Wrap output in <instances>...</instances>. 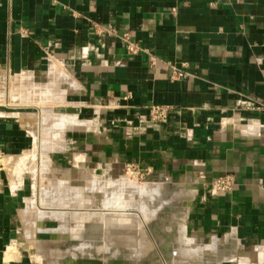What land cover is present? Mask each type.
Here are the masks:
<instances>
[{"label":"crops","instance_id":"0c3cea01","mask_svg":"<svg viewBox=\"0 0 264 264\" xmlns=\"http://www.w3.org/2000/svg\"><path fill=\"white\" fill-rule=\"evenodd\" d=\"M33 89L48 146L70 127L90 159L184 179L186 234L216 239L202 260L264 264V0H0L3 156L35 142ZM64 116L72 127L54 130ZM222 176L232 188L214 192ZM25 209L0 176V264H32L18 249Z\"/></svg>","mask_w":264,"mask_h":264},{"label":"rangeland","instance_id":"374dc122","mask_svg":"<svg viewBox=\"0 0 264 264\" xmlns=\"http://www.w3.org/2000/svg\"><path fill=\"white\" fill-rule=\"evenodd\" d=\"M27 86H28V84H27ZM22 93H24V92H22ZM40 95H41L40 91L33 89V99L31 100V102H30V100H28V102H27V105H29V107H27V110L34 111L35 115H36V116L32 117V119L34 121V126H33L32 130H33V135H34V140H35L33 146L30 147L29 150L25 151L23 154H20V155L14 156V157L2 156L1 163L3 166L0 170L1 171L0 176L2 178H6L7 180H9V182H11V185L14 186V189L18 192L20 209H23V208L24 209L25 208L30 209L31 207L34 208V212H32L33 211L32 210L31 211L32 213L30 215L27 214L24 217H22L23 220L20 216V225L18 226V231L20 233V242L18 244L19 245L18 246L19 252H20V254L27 256L31 260L32 264H56V263L52 262L46 256H43V254L45 253L44 250L42 252L40 250V253H43L42 255L39 254V251H37V249L35 250L34 246L31 245L30 240H33L37 244L40 243L39 245L44 246V247L46 245L48 247V249L50 248V250L51 249L56 250V248H57L59 250V252H62V253L64 251H69L68 249H73V248L79 247V246L86 247V248H84V250L81 251L84 255H86V257H82L83 258L82 260L83 261H89L91 264H102L103 261L101 260V258L99 256H96V258H95V256L93 257V255L89 254V253H91V250L94 247V244L92 243V241L93 240L97 241V239H94V238L91 239V238L86 237L89 234L87 230L89 228L88 223H90L91 220L89 221V219L88 220L85 219L83 221L84 226H81V225H78L79 220L71 219L68 216L67 217L68 221H66V224H67L66 228L68 229V231H67V233L65 232L66 233V234H64L65 237H63L64 235L55 234V233H51V232H43V231H36V232L33 231V236H32L30 234L32 231L30 229V227H32V225L30 226V224L33 223L32 221L34 220L37 227H40V228L47 227V228H52V229L54 228L55 229L56 227H58V225H59L58 221L56 219L50 217V213L58 210L57 207H51L56 203V201H57V203H58V201H61V205H59L60 207L58 206V208H60V209H63V210L64 209L65 210L72 209V210H76L77 212L78 211H81V212L85 211L86 213L87 212L91 213V212H95V211H99V210L102 211L103 209L107 210L108 204H110L111 206H113V208L109 205L110 208L107 210V212H109L108 217L112 218L113 215H114V217L115 216L120 217L121 213H124V209L128 207V206L125 207V205H124L123 206L124 209L122 210V208H121L122 202L124 201V202L128 203L130 200L134 201L135 199L138 198V197L134 196V194H132L131 191H129L127 189V190L123 191L124 193L122 192L123 194H121L122 197L120 198V201H121L120 207H118L119 204L118 205L116 204L117 205V207H116L115 204L112 205V203H107L108 199L112 200L111 194L114 192V189H115V192L117 190L116 184H113V183H116L117 181H119L122 178H123V180L125 179V180H129V181L136 180L134 182H138V183L145 182V183H159V184H161L163 186V189H161V191H160L161 193L159 192L160 195L158 194L156 197H158V199L161 202L163 200H165V201L167 200L165 203H167L169 200H171L169 202L170 206L173 207V209L176 212H181V211H183V209H185L186 210L185 213L187 215V210L189 208V203L191 202L192 194L188 193L189 197L186 198L185 200L184 199L182 200V198L177 196V195L176 196L173 195L174 197L168 195V194H170L171 190H175V189H177V187H182L183 189H189L190 190L189 186H191V185L187 182L185 184L184 179H180V178L178 179V178H175L171 175L158 173V172H156V170H152V169L151 170L149 169V171H147L146 169H141L136 164H131V163H126V164L117 163L116 164L115 162L111 163L110 161L105 162L103 159H101L99 161H96L95 159H90L88 157L89 154L85 150H83V147H80V148L74 147V146H71L69 144V142H67V140H68L67 135L69 134L70 127H67V128H69L68 131H67V129H64L65 131L63 130V132L60 134V136H57L56 138H54L52 135H50V138L53 137V138H51V142H53V143H51V145L49 147L50 149L47 150L46 153L42 152L44 163H43V165H41L42 161H40L41 158H40V154H39V150H41V148H40V146H38V144H39V141L41 140L44 132H43V128L39 122V113H38L40 111L41 105L43 104V102L41 101L42 98H40ZM22 103H24V102L22 101ZM37 103L38 104L40 103V105H38ZM17 104H21V100H18ZM47 104H49V103H47ZM20 110H23V107L20 108ZM49 126H50V124H49ZM72 129H74V128H72ZM68 138H69V135H68ZM43 166L47 169L45 170L46 172H44V175L41 176L40 171L42 169H44ZM97 168H98V170L104 171L103 174L105 175V178H107V179H105L106 182L107 181L113 182L112 184H109L111 186H107L108 184L105 185L104 184L105 181H104L102 183L98 182L99 184L98 183L95 184L96 188L94 186H91V185H90L91 187H88V186H86L84 179L79 178L80 175L86 174L87 170H90V171L93 170V172H94V170H96ZM56 180L57 181L61 180L64 183L63 186H60V188L58 190V194H60L61 197L59 198L60 195H58L56 193L53 196L52 195L49 196V198L51 197L50 199L48 198L49 201L45 200L46 202L45 201L43 203L40 202V194L41 193L39 192V186L40 185H42L43 187L47 186L51 190L52 185L55 184ZM50 185H51V187H50ZM113 185H115V186H113ZM86 187L89 188L88 191H87ZM92 187H93V189H92ZM71 188L74 190H72ZM84 188L86 190H84ZM66 189H68V191ZM77 189H79L80 192ZM82 189H83V191H82ZM94 189L96 190V192ZM97 189H99V190H97ZM111 189H112V192H111ZM167 190H168V192H167ZM59 191H60V193H59ZM73 191H76L75 193H77V191L80 193L77 196V198L78 197H79L78 199L82 198L81 199V200H83L82 202H80L81 200L78 201L76 199V195H72V194H74ZM64 192L66 193V195L64 194ZM101 192L102 193L105 192L106 195L104 194L105 196H103V194ZM82 193L85 194L86 196H84ZM67 194L68 195L70 194L69 197L71 199L68 198ZM80 195H82V197ZM88 195H89V197H87ZM72 196H74V197H72ZM146 196L148 197V195H146ZM57 198H58V200H57ZM64 198L66 201L68 198V201L65 202ZM122 198L125 200H123ZM72 199H74V200L76 199V201L74 202V200H73V202H72ZM105 199H107V200H105ZM128 199H129V201H128ZM84 201H86V202H84ZM105 202L107 203V205ZM72 203H74L75 205H72ZM184 203H186V205ZM114 206H115V208H114ZM153 206H156V204H153V205L152 204L151 205L146 204V207H144V212L147 213V211H149V208H151ZM185 206H187V207H185ZM130 207H128V209H125V211H127V214H128V212H130V214L132 216L133 215L137 216V218L139 220H143V217H144V215H143L144 212L142 210L143 208L141 210L139 209L141 211V213L139 212L140 214H137V213H135V211H137V209L134 210L135 209L134 206H133L134 208L132 207V209ZM52 208H53V211H51ZM118 208H119V210H118ZM116 211H117V213H116ZM119 211H120V213H119V215H117ZM37 212L39 214H41V216L43 215L44 217H38L39 215ZM111 212H112V214H110ZM99 213L101 214V212H99ZM113 213H115V214H113ZM127 214L125 212L124 214H122V217L124 215L126 216ZM186 215H184L183 222L185 221ZM141 217H142V219H140ZM135 221L136 220H134V222ZM25 225H27V226H25ZM76 225H78V226H76ZM25 227H27V228H25ZM32 229H33V227H32ZM100 231H102V230H100ZM177 231H178L177 229H171V230L167 231L166 236H164V239L168 238L169 234H172V236L176 235L178 233ZM28 232H29V235H28ZM157 234H158L157 232L154 233V237H158ZM146 235L148 236V238L151 237L150 239H152V233L149 230H146ZM186 235L188 238H193L191 236V234H186ZM200 242L204 243L202 241H200ZM162 244H161V246H167L170 249V251L172 252L170 254L168 252H165V256L169 255L168 259L169 258L171 259L175 254L172 251L174 245L172 243L170 244V240L164 242L163 245ZM204 244H207V243H204ZM10 249L15 250V248L12 246H10ZM154 252H155L154 253L155 258L153 259V262L156 264L164 262V253H162L160 246L155 245L154 246ZM237 259H239V258H237ZM237 259H235V261H231V262L226 261V262H223L221 264H236L238 261ZM104 260H105L106 264H108V261H106L107 259H104ZM118 260L120 261L121 258H119ZM119 261L114 263V264H121V263H119ZM57 263H59V262H57ZM60 263H62V261Z\"/></svg>","mask_w":264,"mask_h":264},{"label":"bare ground","instance_id":"6f19581e","mask_svg":"<svg viewBox=\"0 0 264 264\" xmlns=\"http://www.w3.org/2000/svg\"><path fill=\"white\" fill-rule=\"evenodd\" d=\"M56 120L57 121H55V123L53 122V124L51 126V127L54 126V130L57 128L61 129V128L69 126V125H71V127H72V125L74 124L73 117H69V116L68 117L64 116L61 118L59 117ZM77 122H79V121H77ZM56 132H57V130H56ZM43 141H42V138L39 141V146L41 148V150H39V154H40V158H41L40 161H42L41 165H43V163H44L42 155H43V153H46V151L48 150L47 148L50 147L45 143L47 141H45V142H43ZM43 168L44 169H42L40 171L41 176L44 175V172H46L45 170L47 169L44 166H43ZM103 172L104 171H102V170H98V168L96 170H94V172H93V170L92 171L87 170L86 174L80 175L79 178L84 179L86 186H88V187L94 186L95 187V184H97L98 182L102 183L105 181V179H107V178H105V175L103 174ZM134 181H136V180H134ZM134 181H132V180L129 181V180H125V179L123 180V178L120 179L119 181H117L116 183H113L110 181L109 182L105 181V183H104L105 185L108 184L107 186H111L109 184L113 183V184H116V187H117L116 192L114 189V192L111 194L112 200H109V199L108 200L105 199V200H107V203H112V205L115 204L116 207L119 204L118 207H120L121 206L120 205V202H121L120 198L122 197L121 194L124 193L123 191L128 189L129 191H131L132 194H134V196H136L138 198L137 199L134 198L135 199L134 201H131V200L129 201V199H128V201H129L128 203L123 201L122 206H121L122 210L124 209L123 208L124 205H125V207L131 206L130 207L131 209L134 206L135 207L134 210L137 209V211H135V213L140 214L141 213L140 210L142 208H143L142 210L144 212V207H146V204H148V205L156 204V206L149 208V211H147V213L142 212L144 215V217L141 215L143 217V220H139L137 218V216H134V215L132 216L130 214V212H128V214H127V211H125V209H128V207L124 209V213L126 212V214H127L126 216L124 215L122 217V214H124V213H121L120 217H116V216L114 217V215H113V217L110 218V217H108L109 212H107V210L110 208L109 207L110 204H108L107 210L103 209L102 211L99 210V211H95V212H91V213L90 212L86 213L85 211H82V212L78 211L77 212L76 210H72V209H70V210L60 209V208H58V206L61 205V201H58V203L56 201V203L51 207H57L58 210L53 211V208H52L51 211H53V212L50 213V217H52L58 221V224H59L58 227H56L55 229L54 228L52 229V228H47V227L41 226L42 228H40V227H37L35 221L33 220L32 221L33 223L30 224V226L32 225V227H33V229H32V227H30V229L32 230L30 234L33 236V231L34 232L43 231V232H51V233H55V234L64 235L68 231V229L66 228V226H67L66 221H68L67 217L69 216L71 219L79 220L78 225H81V226H84L83 221L85 219H87V220L89 219V221L90 220L92 221V222L90 221V223H88L89 228L87 231L89 234L86 237L91 238V239H93V238L97 239V241L96 240L92 241V243L94 244V247L91 250V253H89V254L93 255V257L95 256V258H96V256H99L101 258V260L103 261L102 264H106L104 259H107L106 261H108V264H114V263L119 261L118 260L119 258H121V260L119 261V263H121V264H156L153 262V259L155 258L154 246L155 245L161 246L162 243L164 244V242L169 241V240H170V244L172 243L174 245L172 251L175 254L171 259L169 258L168 262H162V263H157V264H212V260L217 261V257H216L217 253L215 255L213 254V256H214L213 259L207 258L208 262H206V263L204 262V260H202V258H203L202 256L204 255V250H213V248L215 246L214 244H215L216 239L213 238L214 240L211 243L204 244V243H201L200 241H198L194 238H188L186 235L185 225L183 222L184 215H186V213H185L186 210L183 209V211H181V212H176L173 209V207L170 206L169 202L171 200L168 199L169 201L167 203H165L167 200L166 201L163 200L161 202L158 199V197H156L159 194V192L161 191V189H163V186L161 184H159V183H145V182L138 183V182H134ZM63 184H64L63 181H61V180L57 181L56 180L55 184L52 185L51 190L47 186L43 187L42 185H40L39 186V192L41 193L40 194V202L43 203L45 200H48L49 196H51V195L53 196L56 193L58 194V190H59L60 186H63ZM113 186H115V185H113ZM50 187H51V185H50ZM88 187H86L87 191L89 189ZM68 189H66V190L68 191ZM92 189H93V187H92ZM72 190H74V189H72ZM77 190L79 191V189H77ZM84 190H86V189L84 188ZM97 190H99V189H97ZM78 191H77V193H75L76 191H73L74 194H72V195H76V199L79 201L82 198L81 199H78L79 197L77 198V196L80 194L79 193L80 191L79 192ZM82 191H83V189H82ZM65 192H64V194L66 195ZM95 192H96V190H95ZM111 192H112V189H111ZM167 192H168V190H167ZM189 192L190 191L183 189L182 187H177V189L171 190L170 194H168V195H170V196H173V195L176 196L177 195V196L181 197L182 200L183 199L185 200L188 197L187 193H189ZM59 193H60V191H59ZM102 194H103V196L106 195L105 192H103ZM58 195H60V194H58ZM83 195L86 196L85 194H83ZM146 195H148V197ZM67 196H68V198H70L69 197L70 194L69 195L67 194ZM80 196L82 197V195H80ZM60 197H61V195L59 196V198ZM72 197H74V196H72ZM87 197H89V195ZM68 198H67V201H68ZM76 199L75 200L72 199V202H73V200L75 202ZM57 200H58V198H57ZM64 200H65V198H64ZM123 200H125V199H123ZM67 201L65 200V202H67ZM82 201L83 200H81L80 202H82ZM84 202H86V201H84ZM107 203H106V205H107ZM184 204L186 205V203H184ZM72 205H75V204L72 203ZM115 206H114V208H115ZM111 207L113 208V206H111ZM185 207H187V206H185ZM118 210H119V208H118ZM31 211L34 212L33 207H31L30 209L26 208L25 210H21L20 213H21V216L24 217L27 214L30 215L32 213ZM99 212H101V214ZM116 213H117V211H116ZM119 213H120V211L118 212L117 215H119ZM110 214H112V212ZM113 214H115V213H113ZM38 215H39L38 217H44L43 215L41 216V214H39V213H38ZM142 217L140 219H142ZM134 220H136V221L134 222ZM78 225H76V226H78ZM25 226H27V225H25ZM25 228H27V227H25ZM171 229H177L178 233L176 235H173V236H172V234H169V237L164 239V236H166V232L171 230ZM100 230H102V231H100ZM146 230H149L152 233V239H150L151 237L148 238V236H147L148 234L146 235ZM156 232L159 234V235L157 234L158 237H154V233H156ZM28 235H29V232H28ZM63 237H65V235ZM226 238H227V236H226ZM30 243L32 246H34L35 250L37 249V251H39V254L42 255L43 253H40V250H41V252L44 250L45 253L43 254V256H46L52 262H55V263L59 262L60 263L62 261V263H66V264H70L72 262L90 263L89 261H83L82 260L83 259L82 257H86V255H84L81 251L84 250V248H86V247L79 246V247H75L73 249H68L69 251H64L62 253V252H59V250L57 248H56V250H54V249L50 250V248L48 249V247L46 245H45V247L41 246V245H39L40 243L37 244L33 240H30ZM8 249H10V247ZM13 252H15V250L8 252V255H11ZM224 252L225 251H223V254H224ZM169 253H172V252L170 251ZM237 260H240V259H237ZM245 260H244V262H242V260H240L239 261V262H241L240 264H246ZM263 260H261V261H263ZM259 262H260V260H259ZM215 263H217V262H215ZM257 264H258V262H257Z\"/></svg>","mask_w":264,"mask_h":264},{"label":"built area","instance_id":"2783aa9c","mask_svg":"<svg viewBox=\"0 0 264 264\" xmlns=\"http://www.w3.org/2000/svg\"><path fill=\"white\" fill-rule=\"evenodd\" d=\"M126 51L130 53L136 52V46H134L132 43L126 44ZM176 76H184V72L177 71L174 72ZM167 109L166 106L153 104L149 107V115L152 120H162L166 117ZM2 154H0V170L2 168ZM131 166V165H130ZM147 171H149V168H145ZM1 172V171H0ZM233 185V180L230 176H222L217 177L212 181V189L214 192H227L230 191Z\"/></svg>","mask_w":264,"mask_h":264},{"label":"water","instance_id":"95a60500","mask_svg":"<svg viewBox=\"0 0 264 264\" xmlns=\"http://www.w3.org/2000/svg\"><path fill=\"white\" fill-rule=\"evenodd\" d=\"M189 197V196H188ZM187 197V198H188ZM160 248H161V250H162V253H164V262H168V256L169 255H166L165 256V252H170V249L167 247V246H160ZM170 254V253H169ZM56 264H66V263H56ZM70 264H89V263H87V262H83V263H79V262H77V263H75V262H72V263H70ZM214 264H217V263H214Z\"/></svg>","mask_w":264,"mask_h":264}]
</instances>
